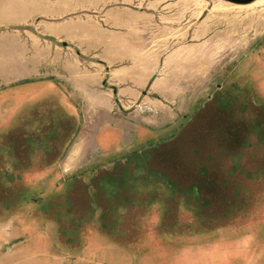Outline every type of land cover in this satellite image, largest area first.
<instances>
[{
    "label": "rangeland",
    "instance_id": "rangeland-1",
    "mask_svg": "<svg viewBox=\"0 0 264 264\" xmlns=\"http://www.w3.org/2000/svg\"><path fill=\"white\" fill-rule=\"evenodd\" d=\"M49 1L68 20L151 13V0ZM242 1H189L202 27L170 63V98L62 85L0 113V264H264V0Z\"/></svg>",
    "mask_w": 264,
    "mask_h": 264
},
{
    "label": "crops",
    "instance_id": "crops-1",
    "mask_svg": "<svg viewBox=\"0 0 264 264\" xmlns=\"http://www.w3.org/2000/svg\"><path fill=\"white\" fill-rule=\"evenodd\" d=\"M189 1L193 0H151V13L108 7L92 11L89 18L68 20L63 18L69 7L49 0H0L2 117L12 118L21 111L27 114V101L36 100L45 91H59L62 85L72 94L93 101L102 97L108 101H138L148 85V95L170 98L179 91L174 85L180 81L166 79L170 63L184 61L182 49L188 30L197 37L202 27L198 20L188 24ZM193 15L196 18L197 12ZM143 33L151 35L148 51L139 43ZM173 37L185 39L164 50L170 45L165 42L172 43ZM60 42L68 43L78 57L61 50ZM201 42L195 38L192 47L202 50ZM178 70L180 74V67ZM201 71L196 68L195 79L203 78L202 74L197 76ZM150 96L144 99L148 105L156 100ZM50 98L53 95L46 99ZM152 105L160 107L158 103Z\"/></svg>",
    "mask_w": 264,
    "mask_h": 264
},
{
    "label": "water",
    "instance_id": "water-1",
    "mask_svg": "<svg viewBox=\"0 0 264 264\" xmlns=\"http://www.w3.org/2000/svg\"><path fill=\"white\" fill-rule=\"evenodd\" d=\"M224 1L231 2V3H238V4L243 2L242 0H224ZM251 1H254V0H251Z\"/></svg>",
    "mask_w": 264,
    "mask_h": 264
},
{
    "label": "flooded vegetation",
    "instance_id": "flooded-vegetation-1",
    "mask_svg": "<svg viewBox=\"0 0 264 264\" xmlns=\"http://www.w3.org/2000/svg\"><path fill=\"white\" fill-rule=\"evenodd\" d=\"M2 121H4V120H2Z\"/></svg>",
    "mask_w": 264,
    "mask_h": 264
}]
</instances>
